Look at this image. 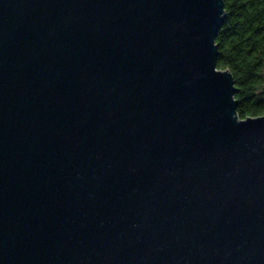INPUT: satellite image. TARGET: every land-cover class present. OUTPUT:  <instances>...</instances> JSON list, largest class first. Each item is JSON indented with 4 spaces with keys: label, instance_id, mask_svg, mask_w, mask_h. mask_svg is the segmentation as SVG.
Wrapping results in <instances>:
<instances>
[{
    "label": "water",
    "instance_id": "water-1",
    "mask_svg": "<svg viewBox=\"0 0 264 264\" xmlns=\"http://www.w3.org/2000/svg\"><path fill=\"white\" fill-rule=\"evenodd\" d=\"M223 0H0V264H264V114L218 68Z\"/></svg>",
    "mask_w": 264,
    "mask_h": 264
},
{
    "label": "trees",
    "instance_id": "trees-1",
    "mask_svg": "<svg viewBox=\"0 0 264 264\" xmlns=\"http://www.w3.org/2000/svg\"><path fill=\"white\" fill-rule=\"evenodd\" d=\"M227 17L216 36V65L237 88L239 118L264 114V0H223Z\"/></svg>",
    "mask_w": 264,
    "mask_h": 264
}]
</instances>
